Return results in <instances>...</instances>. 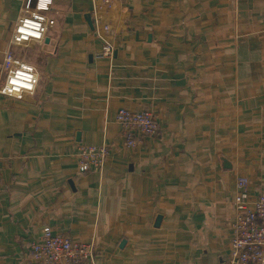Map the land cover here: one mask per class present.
I'll list each match as a JSON object with an SVG mask.
<instances>
[{
	"label": "crops",
	"instance_id": "crops-1",
	"mask_svg": "<svg viewBox=\"0 0 264 264\" xmlns=\"http://www.w3.org/2000/svg\"><path fill=\"white\" fill-rule=\"evenodd\" d=\"M52 1L54 28L19 46L23 0H0V75L17 48L39 75L0 94V264H38L46 225L92 241L93 264H220L236 178L264 188V0ZM122 107L158 122L134 149ZM100 144L104 166L79 171L78 147Z\"/></svg>",
	"mask_w": 264,
	"mask_h": 264
},
{
	"label": "built area",
	"instance_id": "built-area-1",
	"mask_svg": "<svg viewBox=\"0 0 264 264\" xmlns=\"http://www.w3.org/2000/svg\"><path fill=\"white\" fill-rule=\"evenodd\" d=\"M57 18L58 12L52 0H23L9 43L26 46L41 42L48 30L54 28ZM103 29L107 31L108 26L104 25ZM101 38L103 45L99 55L111 56L112 43ZM2 67L6 72L0 94L22 99L35 91L39 75L33 64L6 50ZM115 119L124 145L132 149L137 147L143 136L154 135L158 130L156 117L148 108L134 110L122 107L117 110ZM76 155L79 171H98L105 164L108 148L105 144L80 145ZM233 203L230 252L220 264H264V188L250 198L247 178L238 176ZM94 251L92 241L73 239L54 232L48 225L43 227L38 239L29 243V256L38 264H93Z\"/></svg>",
	"mask_w": 264,
	"mask_h": 264
},
{
	"label": "rangeland",
	"instance_id": "rangeland-1",
	"mask_svg": "<svg viewBox=\"0 0 264 264\" xmlns=\"http://www.w3.org/2000/svg\"><path fill=\"white\" fill-rule=\"evenodd\" d=\"M17 50H18V53H16L15 50H14V52L11 51V50H10V51H11V53H12L14 56H17V57H19L20 59H23V58H22V54H21L20 51H19V48H17ZM23 55H24V53H23ZM23 60H24V59H23ZM5 72H6V69L2 70V73H1L0 76L2 77V76L5 74ZM0 80H1V79H0ZM1 82H2V81H0V85L2 84Z\"/></svg>",
	"mask_w": 264,
	"mask_h": 264
},
{
	"label": "water",
	"instance_id": "water-1",
	"mask_svg": "<svg viewBox=\"0 0 264 264\" xmlns=\"http://www.w3.org/2000/svg\"><path fill=\"white\" fill-rule=\"evenodd\" d=\"M86 17H87V16H86ZM160 218H161L160 215H158V216L156 217V220H155V224H156V225L159 223ZM123 242H124V240L122 241V243H123Z\"/></svg>",
	"mask_w": 264,
	"mask_h": 264
}]
</instances>
